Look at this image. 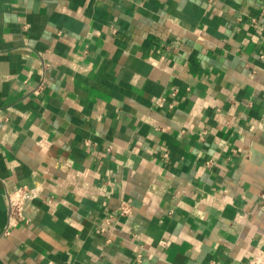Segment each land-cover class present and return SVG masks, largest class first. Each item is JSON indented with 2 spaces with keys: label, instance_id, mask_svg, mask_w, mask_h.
<instances>
[{
  "label": "crops",
  "instance_id": "obj_1",
  "mask_svg": "<svg viewBox=\"0 0 264 264\" xmlns=\"http://www.w3.org/2000/svg\"><path fill=\"white\" fill-rule=\"evenodd\" d=\"M263 7L0 0V264H264Z\"/></svg>",
  "mask_w": 264,
  "mask_h": 264
},
{
  "label": "built area",
  "instance_id": "obj_2",
  "mask_svg": "<svg viewBox=\"0 0 264 264\" xmlns=\"http://www.w3.org/2000/svg\"><path fill=\"white\" fill-rule=\"evenodd\" d=\"M264 11V7H263ZM5 183V180H1ZM8 210H9V223L8 228L15 222L28 223L30 220L27 218L26 211L31 207L36 199L40 197V190L36 186L30 184H21L15 188L6 189ZM259 202L264 208V191L260 194ZM49 203L52 202L50 198ZM131 208L128 204H123L121 208V214H129Z\"/></svg>",
  "mask_w": 264,
  "mask_h": 264
}]
</instances>
